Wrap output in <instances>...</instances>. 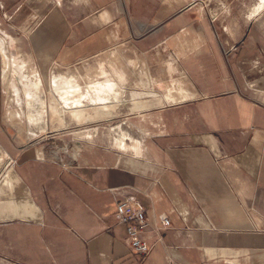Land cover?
<instances>
[{
  "label": "crops",
  "instance_id": "0c3cea01",
  "mask_svg": "<svg viewBox=\"0 0 264 264\" xmlns=\"http://www.w3.org/2000/svg\"><path fill=\"white\" fill-rule=\"evenodd\" d=\"M2 14L44 76L129 48L164 98L130 118L122 155L86 145L71 169L0 123L1 159L18 161L0 179L3 264H264V2L0 0ZM126 198L146 209L147 257L114 218Z\"/></svg>",
  "mask_w": 264,
  "mask_h": 264
},
{
  "label": "rangeland",
  "instance_id": "374dc122",
  "mask_svg": "<svg viewBox=\"0 0 264 264\" xmlns=\"http://www.w3.org/2000/svg\"><path fill=\"white\" fill-rule=\"evenodd\" d=\"M21 35L9 15H0V123L16 139L14 144L37 149L45 162L71 169V157L81 147L109 141L122 155L116 140L125 142L123 137L134 133L130 118L164 103L154 82L147 80L142 60L129 48H112L74 66H54L44 76L32 55L18 48ZM83 109L85 116L80 115ZM2 157L0 179L18 164L12 153L10 160Z\"/></svg>",
  "mask_w": 264,
  "mask_h": 264
},
{
  "label": "built area",
  "instance_id": "2783aa9c",
  "mask_svg": "<svg viewBox=\"0 0 264 264\" xmlns=\"http://www.w3.org/2000/svg\"><path fill=\"white\" fill-rule=\"evenodd\" d=\"M234 50L235 48L232 49V51ZM62 167L69 169L64 165ZM114 218L117 222L127 226L132 249L137 254L147 257L151 249L141 235L147 231L149 221L143 204L131 198L123 199L117 203ZM160 220L162 228L168 229L171 227L172 223L168 217L163 215L160 217ZM3 262H8V259L0 256V264H3Z\"/></svg>",
  "mask_w": 264,
  "mask_h": 264
},
{
  "label": "bare ground",
  "instance_id": "6f19581e",
  "mask_svg": "<svg viewBox=\"0 0 264 264\" xmlns=\"http://www.w3.org/2000/svg\"><path fill=\"white\" fill-rule=\"evenodd\" d=\"M261 2L263 3L264 0H261ZM261 8H262V6H261ZM82 107H84V106L82 105ZM82 107H81V106H80V107L78 106V107H76V108H82ZM87 113H88V112H87ZM85 115H86V114H85ZM88 116H89V115H88ZM88 116H87V117H88Z\"/></svg>",
  "mask_w": 264,
  "mask_h": 264
}]
</instances>
